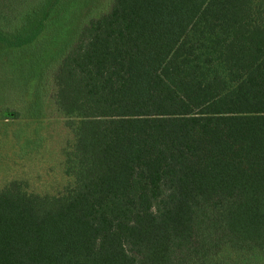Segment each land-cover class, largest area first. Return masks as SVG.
<instances>
[{"label":"trees","instance_id":"16d2710c","mask_svg":"<svg viewBox=\"0 0 264 264\" xmlns=\"http://www.w3.org/2000/svg\"><path fill=\"white\" fill-rule=\"evenodd\" d=\"M89 1L0 0V120L50 74L74 136L64 192L0 188V264H264V0Z\"/></svg>","mask_w":264,"mask_h":264},{"label":"rangeland","instance_id":"374dc122","mask_svg":"<svg viewBox=\"0 0 264 264\" xmlns=\"http://www.w3.org/2000/svg\"><path fill=\"white\" fill-rule=\"evenodd\" d=\"M108 1L90 0L75 23H79L89 14H96ZM55 41L60 42L56 35L50 38L47 44L56 49L58 44ZM8 77L9 75L4 73L0 75L2 85L8 83L9 87L8 93H3V86H0V105L3 102L9 103L11 109L24 113V102L9 96L10 89H13L11 80L13 77L17 79V74H11L9 79ZM47 82L48 88L42 89L45 100L42 116L39 115L41 117H20V120L13 119L8 122L0 120V188L16 179L21 181L29 192L53 195L64 192L73 184V178L64 172L63 161L64 150L72 144L74 136L66 126L65 118L55 111L52 97L56 89L50 74ZM37 84L32 86L36 100L40 97Z\"/></svg>","mask_w":264,"mask_h":264},{"label":"crops","instance_id":"0c3cea01","mask_svg":"<svg viewBox=\"0 0 264 264\" xmlns=\"http://www.w3.org/2000/svg\"><path fill=\"white\" fill-rule=\"evenodd\" d=\"M21 118H22V117H21ZM21 118H18V119L20 120ZM18 119H16V120H18Z\"/></svg>","mask_w":264,"mask_h":264}]
</instances>
